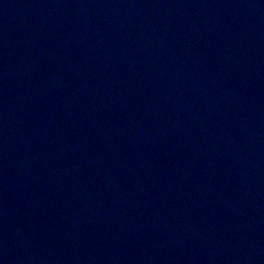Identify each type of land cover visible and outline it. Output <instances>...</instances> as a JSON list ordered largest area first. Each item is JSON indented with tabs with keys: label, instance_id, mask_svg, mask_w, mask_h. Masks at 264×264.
<instances>
[{
	"label": "water",
	"instance_id": "1",
	"mask_svg": "<svg viewBox=\"0 0 264 264\" xmlns=\"http://www.w3.org/2000/svg\"><path fill=\"white\" fill-rule=\"evenodd\" d=\"M0 264H264V0H0Z\"/></svg>",
	"mask_w": 264,
	"mask_h": 264
}]
</instances>
